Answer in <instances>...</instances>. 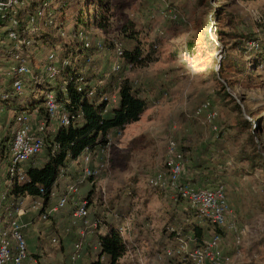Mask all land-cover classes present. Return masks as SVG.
<instances>
[{"label":"rangeland","instance_id":"obj_1","mask_svg":"<svg viewBox=\"0 0 264 264\" xmlns=\"http://www.w3.org/2000/svg\"><path fill=\"white\" fill-rule=\"evenodd\" d=\"M104 2L107 5L105 25L101 28V24L85 25L88 30L84 31L106 43L105 50L93 53L98 70L91 69L83 58L78 59V64L91 84L105 77L114 59L108 43L118 37L126 49L129 41L123 36V30L133 24L142 44L148 42V46H154V59L131 69L124 65L123 71L115 76L128 78L143 92H151L154 103L143 112L140 120L123 129H113V132L121 133L114 137L110 168L97 178L99 190H94L92 200H88L92 205L90 217H99L103 223L105 218L114 214L120 219L127 218L130 222L128 233L132 230L134 246L138 250L131 257L136 260L141 257L146 264H159L153 258L155 253L168 244H174L169 231L181 229L193 219L188 217L187 202L173 200L166 191L150 183L158 171L166 169L168 139L175 136L189 159L194 149L200 151L218 134L223 138V149L213 154L210 162L212 170L223 174L213 176L214 182L209 186H216L218 179L225 184L235 220L246 231L241 243L243 258L237 264L264 263V66H258L264 63V0H169L168 4L161 0ZM82 4L85 5L84 0H52L53 16L58 26L50 27L43 20L35 22L39 27L33 47L36 72L41 70L45 57L55 46L64 49H61L62 57L76 51L79 45L76 28L84 26L83 21L78 23ZM39 5L40 0H28V7L23 11L25 23ZM172 9L177 14L175 19L167 16ZM85 10L89 11L88 8ZM248 42H260L257 47L260 52L249 50ZM4 65L3 61L0 62V67ZM30 84L22 100L27 104L32 99ZM222 86L226 87L230 98H220L218 92ZM41 95V92L36 94L38 100ZM206 99L219 112L216 120L220 127L218 132L211 130L202 117L195 115L197 107ZM237 103L251 128L237 123L239 111L234 107ZM13 114L14 110L9 105H0V146L5 138L10 140L12 137ZM251 132L262 155L260 160L256 158L258 162L255 165L250 159L237 162L241 150L252 151L253 144L248 139ZM140 134L147 136V146L131 151L128 148L130 139ZM45 154L46 149L33 161L44 160ZM5 170V166L0 164L1 184L6 178ZM185 170L187 174V167ZM68 174L72 172L68 171ZM62 180L66 184L65 178ZM91 187L90 183L79 187V195L77 192L76 198L58 215L63 223L57 227L55 216L44 221L37 215L39 234L34 233L31 227L25 229L30 253L42 249L63 250V242L68 243L67 238L71 236H65L71 222L67 221L68 218L66 222L64 217H71L74 202L81 200L80 192L86 195ZM177 212L183 219L175 216ZM204 226L212 229L209 224ZM70 230L73 233L77 229L70 227ZM145 231L149 237H140ZM210 232L206 233L205 239L210 238ZM54 235L61 236L60 247L52 245L51 237ZM234 235L229 231L223 233L227 254L236 250ZM129 258L123 262L129 263Z\"/></svg>","mask_w":264,"mask_h":264},{"label":"built area","instance_id":"obj_2","mask_svg":"<svg viewBox=\"0 0 264 264\" xmlns=\"http://www.w3.org/2000/svg\"><path fill=\"white\" fill-rule=\"evenodd\" d=\"M168 4L169 0H161ZM28 0H0V62L5 63L0 67V105L14 104V98L27 92L28 85L41 84L43 76L37 75L34 70L33 47L35 35L39 27L35 25L38 20H43L50 27L58 26L54 20L52 0H40V5L30 14L27 22L23 19V11L27 9ZM167 16L175 19V11L169 10ZM61 29V28H58ZM79 45L74 53L61 56L62 46L50 49L43 61L42 75L51 82L60 85V92L67 94L68 86L77 85L81 90L89 84L84 70L79 66L78 59L83 58L86 65L94 71L98 66L94 62L93 53L106 49V43L100 38H92L89 33L82 30L76 34ZM114 59L109 73L105 77L96 80L95 86L90 90L94 94L97 86L104 84L110 75L120 74L124 65L128 69L134 68L132 63H125V47L118 37L112 38L108 43ZM249 50L257 49L258 42H248ZM62 49V50H61ZM60 78L62 80L60 81ZM44 95L49 120L40 118L38 109L31 111L22 109L14 112L13 133L9 145V163L7 166V178L5 185L7 190L0 195V264H42L40 256L33 255L28 250L25 229L29 223L21 221L29 211H38L39 217L44 221L52 215L64 210L70 199H74L82 184L90 183L95 190H99L97 178L108 171L111 165V149L114 145V136L110 133L106 142L97 147H88L81 156L79 165V177L66 183L63 193L55 204L46 206L41 197H29V201L23 200L19 204L8 203V188L16 181L25 179V164L40 154L46 146V138L50 132H55L59 126H67L72 121L63 101L57 97L53 89L37 87ZM106 101V111L119 100L118 89L102 96ZM195 115L202 117L213 131L218 132L216 120L219 112L212 108L209 99L204 100L196 109ZM177 125H174L176 128ZM121 132L118 131L117 135ZM187 161L185 154L180 149V144L175 136H170L166 148V169L158 171L151 179L153 187L166 191L175 201H184L189 205V210L201 225L209 224L223 232L229 231L235 235V252L227 254L224 249L223 233L212 231L208 239L202 243L191 234L176 232L174 244L164 246L155 255L159 264H172V261L182 264H237L243 258L241 243L245 229L240 228L235 220L234 210L230 204L226 186L219 183L216 186H202L193 183L186 176ZM68 174V168L61 169L59 179ZM58 179V180H59ZM44 192V190H41ZM54 198L57 196L53 192ZM7 205V206H6ZM77 207L72 212L71 226H78L79 239L74 244L72 252L61 264H78L83 257L85 238L94 229H100L101 218L90 217V203L87 199L76 201ZM81 222V224H79ZM119 230L126 239L129 225L124 224ZM67 232L70 228H67ZM177 231L172 228L171 232ZM52 245L61 246L60 235L51 237ZM99 244L94 245L98 248ZM138 252V250H137ZM139 264H146L141 257Z\"/></svg>","mask_w":264,"mask_h":264},{"label":"trees","instance_id":"obj_3","mask_svg":"<svg viewBox=\"0 0 264 264\" xmlns=\"http://www.w3.org/2000/svg\"><path fill=\"white\" fill-rule=\"evenodd\" d=\"M84 2L85 5L82 4L80 7L81 16L79 17L80 20H78V23L83 21L84 26H78L76 28V34L80 30H88L85 25L92 26L94 24H101L99 28L105 25L107 5H105L104 0H84ZM85 8H88L89 11L85 10ZM129 27H131V30H129ZM129 27L127 28L126 26L123 30V36L129 41L125 49L126 64L132 63L134 66H138L152 61L154 59V46H148V42L142 44V38L139 36L138 32L134 30V25L131 24ZM252 39L256 41V38ZM257 49L254 50L259 53L260 51ZM68 54L69 53H66L65 55ZM258 66L263 67L264 63H261L260 65L258 64ZM37 75L43 76L44 81L41 84L35 83L29 89L31 92L29 94H31V98L34 100L31 99L30 104H27V102L22 101L24 98L23 94L22 96L15 97L14 104H10L9 107H11L14 112L22 109L31 111L37 108L39 117L49 120L48 113L44 105V95L42 94L38 100L36 94L39 93L37 87H41L43 89H53L56 91L59 100L63 101L70 116H72V121L69 125L59 126L55 132H50L48 134L46 138V146L44 147V149H46V154L45 157H43L44 160L41 161V164L38 165L40 161H33L39 154L25 164V179L14 182V184L8 188L7 204H9V206L6 205L7 208L10 207V203L14 202L15 204H19L28 197H41L44 201L45 207L51 206L52 199H54L53 192L55 191V187L58 183L61 169L68 168L70 161L80 159L88 147L94 148L106 142L108 134H110L113 129H123L128 124L140 120L143 112L154 103L151 99L143 96V90L136 87L135 84L128 78L120 77L118 79L115 75H110L107 81L101 86H97V90L91 95L90 90L96 87L95 84L89 83L81 90L77 85L71 84L68 86L67 94H62L60 92V85L56 82H51L50 80L45 79L41 70L37 72ZM85 76L88 80V75L85 74ZM115 89H118L119 100L117 104H114L106 111V101L103 100L102 96L114 92ZM218 95L222 100L231 97L225 86H222ZM234 107L239 111L237 123L240 124V126L251 128V123L244 117L240 104L237 103ZM257 127L258 126H256L255 129ZM146 139L147 136L145 134H140L139 136L131 139L128 144V148L131 151L144 149L148 144ZM248 139L253 144L252 151L245 152V150H241L237 156V162L244 159H250L252 165H255V163L258 162L255 161L257 160L256 158L260 160L262 155L256 148L254 134L252 132L248 135ZM10 140L5 138L0 146V164H3L6 168V178L7 166L9 163ZM223 145V138H220L212 145L206 144L203 148H201L198 154H192V159L186 158L183 147L180 145V149L185 154L186 160H188L186 166L188 169L187 174L192 172L196 175L190 179V181L198 183L202 186H209V184L211 185V183L214 182V180H212L213 176L223 174V172L212 170L210 162L212 158V155L210 156L211 147H213V150H221V148L223 149ZM195 171L198 172L195 173ZM187 174L186 176H188ZM73 177V179H75L76 175ZM6 178L2 183L3 185L0 183V195L7 190V186L5 185ZM218 180L219 182L217 185L222 183L220 179ZM91 188L92 189L85 195L84 199L86 198L87 200H92L95 188L94 186ZM42 189L44 192L41 191ZM76 207L77 205L74 202V209ZM56 214L52 216H55ZM192 216L193 215L191 214L188 217ZM105 221L107 230L105 232L98 231L96 233L95 241L99 244V246L95 257L91 259L89 264H139L138 260H136L137 263L132 261L126 263L122 261V258L125 257L129 251L128 243L115 223L108 221L106 218ZM204 227L205 226L201 225L197 220H192L186 223L185 227L176 229L177 231L175 232H170V236L172 238L176 237V232L178 231L185 235L191 234L200 244L205 239L204 236L206 233L209 231H211V235L212 231L224 233L217 227L211 226V230L210 228L206 229ZM132 249L134 253L137 252L135 247ZM172 264H182V262L172 261ZM247 264L264 263L251 261Z\"/></svg>","mask_w":264,"mask_h":264},{"label":"crops","instance_id":"obj_4","mask_svg":"<svg viewBox=\"0 0 264 264\" xmlns=\"http://www.w3.org/2000/svg\"><path fill=\"white\" fill-rule=\"evenodd\" d=\"M142 95L143 96H145V97H147V98H149V99H151V97L153 96V94L151 93V92H143L142 93ZM218 119V118H217ZM217 123V122H216ZM217 125H218V123H217ZM218 127H219V125H218ZM222 127V126H221ZM219 129H220V127H219ZM212 130V129H211ZM114 137H115V134L117 135V132L115 133V132H113V130L110 132ZM220 138H219V135L218 134H216V136H213L212 137V140H211V142L209 143V144H213L214 142L216 143V141H218ZM131 140V139H130ZM211 144V145H212ZM119 146V145H118ZM211 153H210V156L212 155L213 156V154L215 155V154H217V153H219L220 151L217 149V150H213V147H211V151H210ZM193 153L194 154H198L199 153V149H194V151H193ZM79 160L80 159H78V160H74V161H70L69 162V164H68V171H71L72 172V174L71 175H67V176H65V177H61L59 180H58V183H57V185H56V187H55V191H56V193H57V196L54 198V199H52V204L51 205H53V204H55L56 203V201L58 200V197L63 193V191H64V188H65V185L66 184H64V181L62 180V178H65V180H66V183H68V182H70L71 180H76L78 177H79V172H77V170L79 171V166H78V162H79ZM192 162V161H191ZM190 162V163H191ZM189 163V164H190ZM39 164H41V161L38 163V165ZM196 172H198V171H195V173ZM76 173V174H75ZM76 175V177H75V179H72V178H74L73 176H75ZM188 176V178L189 179H192L193 177H195L196 175L195 174H193L192 172L190 173V174H187ZM196 184H198V183H196ZM85 185H87V184H85ZM82 190V189H81ZM79 191H80V189H79ZM79 191H78V193H77V195H79ZM81 193V195L82 196H80L79 197V199H82V198H84L85 197V195H83V192H80ZM74 198H76V195H75V197ZM26 202H28L29 201V197L28 198H25L24 199ZM184 202V201H183ZM91 207H92V205H91ZM190 209V208H189ZM64 211V210H63ZM63 211H61L60 213H58V214H56L55 215V224H56V227L59 225V223H63V222H61V220H59L58 219V215L59 214H62L63 213ZM188 212H189V215H191L192 213L190 212V210H188ZM39 213L40 212H38V211H29V212H27L24 216H22V218H21V221L22 222H24V223H29V225L27 226V228H29V227H31L32 228V230L34 231V233H37L38 232V234H39V231L36 229V220H35V218L37 217V215L39 216ZM175 213H176V211H175ZM184 215V214H183ZM175 216L176 217H181V215H180V213H178L177 212V214H175ZM68 218V219H67ZM119 218V216L117 215V214H114L113 216H111V218H107V220L108 221H110V222H113V223H115L118 227H120V226H122V225H124V224H128L129 225V229H130V222H128L127 220V218L126 219H118ZM191 218H193L192 220H195L196 221V219H195V217H191ZM64 219H65V221H66V219H67V221H69V222H71V217H67V216H65L64 217ZM181 219H183L182 217H181ZM192 220H190V221H192ZM66 221V222H67ZM117 221H118V223H117ZM198 221V220H197ZM200 223V222H199ZM71 224V223H70ZM79 224H81V222H79ZM33 227H35V228H33ZM70 227H72V226H69L68 228H70ZM77 230L76 231H73V233H71V230L70 231H68L67 232V234H65V236H67V235H71L69 238H67V242L68 243H64L63 242V247H61V249H63V250H59V251H55V250H44V249H42V250H38V252L37 253H32L33 255H36V256H40L41 257V260H42V264H61L63 261H65L67 258H68V256H69V254L72 252V250H73V247H74V244H75V242L77 241V239H78V226H76L75 227ZM176 229V228H175ZM67 230V229H66ZM107 230V225L105 224V223H103L102 225H101V227H100V229L98 230V229H94L93 231H91V232H89L88 233V235L86 236V238H85V243H84V251H83V257L80 259V261H79V263L78 264H89V262L91 261V259H93V257H95V255H96V253H97V250H98V248H94V245H96V241H95V236H96V233L99 231V232H105ZM26 232V231H25ZM170 232L171 231H169V235H170ZM145 233H146V231H145ZM145 233H144V236H140V237H149V235L146 233V236H145ZM132 230L128 233V235L126 236V242L128 243V246H129V251H128V253L125 255V257H123L122 258V261L125 259V258H127V257H130L129 259L130 260H128V261H132V262H136V259L135 258H132L131 256L133 255V247H135L134 246V239H133V237L134 236H132ZM136 235V234H135ZM39 236V239H41V236L40 235H38ZM72 237V238H71ZM172 238V237H171ZM72 239V240H71ZM175 239V237L173 238V240ZM71 240V241H70ZM95 241V242H94ZM161 250V249H160ZM160 250H158V251H160ZM157 251V252H158ZM156 252V253H157ZM156 253H155V255H156ZM155 255H154V259H155ZM137 263V262H136Z\"/></svg>","mask_w":264,"mask_h":264}]
</instances>
